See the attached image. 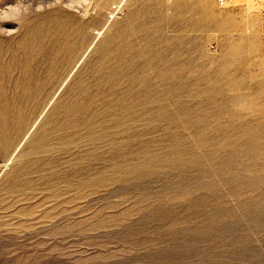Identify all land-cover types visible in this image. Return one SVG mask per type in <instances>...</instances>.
I'll return each instance as SVG.
<instances>
[{
	"label": "rangeland",
	"instance_id": "rangeland-1",
	"mask_svg": "<svg viewBox=\"0 0 264 264\" xmlns=\"http://www.w3.org/2000/svg\"><path fill=\"white\" fill-rule=\"evenodd\" d=\"M0 8V264H264V0Z\"/></svg>",
	"mask_w": 264,
	"mask_h": 264
},
{
	"label": "bare ground",
	"instance_id": "bare-ground-1",
	"mask_svg": "<svg viewBox=\"0 0 264 264\" xmlns=\"http://www.w3.org/2000/svg\"><path fill=\"white\" fill-rule=\"evenodd\" d=\"M18 1H19V0H18ZM12 4H13V3H12ZM15 4H16V2H15ZM16 5H17V4H16ZM3 6H4V5H3ZM7 6H8V4H7ZM9 7H10V6H9ZM2 8H3V7H2ZM11 8H12V7H11ZM17 8H19V7H17ZM6 9H7V8H6ZM19 9H20V8H19ZM19 9H17V10H19ZM0 10H1V8H0ZM2 10H3V9H2ZM11 10H13V9H11ZM6 11H7V10H6ZM8 11H9V8H8ZM8 11H7V13H8ZM21 11H22V10H21ZM21 11H20V12H21ZM11 12H12V11H11ZM13 12H15V11H13ZM15 13H16V12H15ZM0 14H1V13H0ZM13 14H14V13H13ZM16 14H17V13H16ZM23 14H24V13H23ZM8 15H10V14H8ZM10 16H11V15H10ZM15 16H16V15H14V17H15ZM3 17H4V16H2V19H1V17H0V21H4L5 17H7V16H5L4 18H3ZM56 18H57V17H56ZM6 24H7V23H6ZM51 24H52V23H51ZM128 24H129V23H128ZM66 25H67V24H66ZM1 28H2V27H1ZM56 28H57V27H56ZM76 28H77V27H76ZM56 30H57V29H56ZM135 30H136V29H135ZM38 31L40 32V30H38ZM81 31H82V30H81ZM33 32H34V30H33ZM60 32H61V31H60ZM63 32H64V31H63ZM37 33H38V32H37ZM31 35H33V34H31ZM34 35H36V34H34ZM36 36H37V35H36ZM33 37H34V36H33ZM20 40H21V39H20ZM2 41H3V40H2ZM24 42H25V41H24ZM51 42H52V41H51ZM1 43H2V42H1ZM4 43H5V42H4ZM62 43H63V42H62ZM24 44H25V43H24ZM35 44H36V43H35ZM36 46H38V45H36ZM40 47H41V46H40ZM45 47H46V46H45ZM58 47H59V46H58ZM30 48H31V47H30ZM49 48H50V47H49ZM68 48H69V47H68ZM1 49H2V48H1ZM63 49H64V48H63ZM8 50H9V49H8ZM8 50H7V52H9ZM56 50H57V49H56ZM13 51H14V50H13ZM40 51H41V50H40ZM42 51H43V50H42ZM3 53H4V52H3ZM20 53H21V52H20ZM45 53H46V52H45ZM72 53H73V52H72ZM0 54H1V53H0ZM24 54H25V53H24ZM5 55H6V54H5ZM29 55H31V54H29ZM43 55H44V54H43ZM54 55H56V54H54ZM11 56H12V55H11ZM15 56H16V55H15ZM5 57H6V56H5ZM7 57H8V55H7ZM7 57H6V58H7ZM25 57H26V56H25ZM25 57H24V58H25ZM28 57L30 58V56H28ZM31 57H32V56H31ZM39 57H40V56H39ZM52 57H53V56H52ZM6 58H4V59H6ZM15 58H16V57H15ZM34 58H35V57H34ZM40 58H41V57H40ZM4 59H3V60H4ZM22 59H23V58H22ZM36 59H38L37 56H36ZM36 59H35V60H36ZM0 60H1V61H0V71H1V72H2V70H4L3 67H5L6 69H8V67H9L8 65H11V64H12V62H11V64L8 63V62H7L8 60H7L6 62L2 61V57H1V56H0ZM13 60H15V59L13 58ZM13 60H12V61H13ZM23 60H24V59H23ZM30 60H31V58H30ZM33 60H34V59H33ZM33 60H32V61H33ZM39 60H40V59H39ZM42 60H43V58H42ZM19 61H22V60H19ZM25 61H26V60H25ZM33 62H34V61H33ZM36 62H37V61H36ZM22 63H23V62H22ZM29 63H30V62H29ZM34 63H35V62H34ZM23 64H24V63H23ZM25 64H26V62H25ZM30 64H31V63H30ZM35 64H36V63H35ZM39 64H40V63L37 64V65H38V68L40 67ZM15 65H16V64H15ZM19 65H20V63H19ZM21 65H22V64H21ZM41 65H42V64H41ZM12 66H14V65H12ZM17 66H18V65H17ZM31 66L33 67L34 65L32 64ZM31 66H30V67H31ZM50 66H51V65H50ZM20 67H22V66H20ZM20 67L18 66L19 71H20V69H21ZM26 67H28V66H26ZM15 68H16V67H15ZM38 68H37V70H38ZM1 69H2V70H1ZM23 69H24V66H23ZM29 69H32V68H29ZM33 69H34V68H33ZM9 70H10V69H9ZM12 70L14 71V67H13ZM17 70H18V69H17ZM17 70H15V71L17 72ZM53 70H54V69H53ZM5 71H6V70H5ZM15 71H14L13 73H15ZM22 71H23V70H22ZM32 71H33V70H32ZM6 72H7V71H6ZM35 72H36V71H35ZM35 72H33V73H35ZM120 72H121V71H120ZM11 73H12V72H11ZM21 73H22V72H21ZM108 73H109V72H108ZM123 73H124V72H123ZM140 73H141V72H140ZM146 73H147V72H146ZM150 73H151V72H150ZM16 74H17V73H15V75H16ZM19 74H20V73H19ZM27 74H28V73H27ZM109 74H110V73H109ZM135 74H136V73H135ZM167 74H168V73H167ZM5 75H6V74H5ZM7 75H8V74H7ZM10 75H11V74H10ZM17 75H18V74H17ZM17 75H16V76H17ZM20 75H21V74H20ZM118 75H119V74H118ZM149 75H150V74H149ZM153 75H155V74H153ZM155 76H156V75H155ZM0 77H1V76H0ZM3 77H4V75H3ZM10 77H12V76H10ZM163 77H164V76H163ZM172 77H173V76H172ZM12 78H13V77H12ZM115 78H116V76H115ZM157 78H158V77H157ZM5 79H6V77H5ZM8 79H9V76H8ZM14 79H16L15 76H14V78H13V81H14ZM20 79H21V78H20ZM116 79H117V78H116ZM174 79H175V78H174ZM2 80H4V79H2ZM17 80H18V79H17ZM21 80H22V79H21ZM120 80H121V79H120ZM130 80H131V79H130ZM11 81H12V80H10V82H11ZM13 81H12V83H13ZM149 81H150V80H149ZM151 81H152V79H151ZM171 81H172V80H171ZM17 82H18V81H17ZM20 82H21V81H20ZM24 82H25V81H24ZM152 82H153V81H152ZM1 83H2V82H1ZM18 83H19V82H18ZM22 83H23V82H22ZM22 83H21V84H22ZM138 83H139V82H138ZM2 84H3V83H2ZM4 84H5V83H4ZM7 84H8V83H7ZM9 84H10V83H9ZM0 85H1V84H0ZM10 85H11V84H10ZM10 85H9V86H10ZM14 85H15V84H14ZM18 85H19V84H18ZM18 85H17V86H18ZM25 85H27V84H25ZM178 85H179V84H178ZM2 86H3V85H2ZM29 86H30V85H29ZM29 86H28V87H29ZM32 86H33V84H32ZM32 86H30L29 88L31 89ZM112 86H113V85H112ZM115 86H116V85H115ZM164 86H165V85H164ZM15 87H16V86H15ZM19 87H20V86H19ZM19 87H18V88H19ZM28 87H27V89H29ZM37 87H38V86H37ZM152 87H153V86H152ZM166 87H167V86H166ZM4 88H5V87H4ZM11 88H12V87H11ZM11 88H10V90H13V89H11ZM18 88H17V89H18ZM22 88H24V87H22ZM25 88H26V87H25ZM25 88H24V89H25ZM0 89L2 90V88H0ZM36 89H37V88H36ZM8 90H9V89H8ZM18 90H19V89H18ZM25 90H26V89H25ZM31 90H35V87H34V89L32 88ZM3 91H4V89H3ZM5 91H6V90H5ZM28 91H29V90H28ZM1 92H2V91H1ZM10 92H11V91H10ZM12 92H13V91H12ZM16 92H17V91H16ZM29 92H30V91H29ZM29 92H28V93H29ZM34 92H35V91H34ZM34 92H32V93H34ZM4 93H7V92H4ZM4 93H3V94H4ZM17 93H18V92H17ZM32 93L30 92L31 95H32ZM145 93H146V92H145ZM3 94L0 93V96L3 95ZM7 94H8V93H7ZM10 94H11V93H10ZM22 94H24V92H23ZM26 94H27V93H26ZM12 95H13V94H12ZM17 95H18V94H17ZM137 95H138V94H137ZM5 96H6V95H5ZM5 96H4V98H6ZM18 96H19V95H18ZM18 96L15 95L16 99H17ZM27 96H28V95H27ZM32 96H33V95H32ZM7 97H8V96H7ZM12 97H13V96H12ZM24 97L26 98V96H24ZM24 97H23V98H24ZM28 97H29V96H28ZM144 97H145V96H144ZM8 98H10V97H8ZM19 98H21V97H18V99H19ZM25 98H24V99H25ZM30 98H31V97H30ZM127 98H128V97H127ZM149 98H150V96H149ZM1 99H2V98H1ZM11 99H12V98H11ZM11 99H10V100H11ZM14 99H15V98H14ZM28 99H29V98H28ZM28 99H27V100H28ZM32 99H33V98H32ZM76 99H77V98H76ZM158 99H159V98H158ZM183 99H184V98H183ZM10 100L8 99L7 101H10ZM169 100H170V99H169ZM12 101H13V100H12ZM21 101H22V100H21ZM101 101H102V100H101ZM132 101H133V100H132ZM140 101H141V100H140ZM15 102H16V101H15ZM32 102H33V101H32ZM144 102H145V101H144ZM4 103H5V102H4ZM7 103H8V102H7ZM9 103L11 104V101H10ZM12 103H13V102H12ZM132 103H133V102H132ZM162 103H163V102H162ZM182 103H183V102H182ZM17 104H18V102H17ZM86 104H87V103H86ZM115 104H116V103H115ZM127 104H128V103H127ZM92 105H93V104H92ZM154 105H155V104H154ZM6 106H7V105H6ZM6 106H5V108L7 109ZM12 106H14V105L12 104ZM0 107H4V105H3V106H0ZM94 108H95V107H94ZM150 108H151V107H150ZM123 110H124V109H123ZM166 110H167V109H166ZM7 111H8V109H7ZM7 111H6V112H7ZM9 111H10V110H9ZM121 111H122V110H121ZM4 113H5V111H4ZM8 113H9V112H8ZM11 113H12V112H11ZM19 113H20V112H19ZM123 113H124V112H123ZM126 113H127V112H126ZM8 115H11V114H8ZM24 115H25V114H24ZM121 115H122V114H121ZM136 115H137V114H136ZM5 116H6V115H5ZM130 116H131V115H130ZM162 116H163V115H162ZM3 117H4V116H3ZM9 117H10V116H9ZM120 117H121V116H120ZM7 118H8V117H7ZM12 118H13V117H12ZM8 119H9V118H8ZM113 121H114V119H113ZM119 121H120V120H119ZM118 123H119V122H118ZM120 123H121V122H120ZM112 125H113V124H112ZM121 125H122V124H121ZM122 126H123V125H122ZM115 131H116V130H115ZM5 147H6V146H5ZM7 147H8V146H7Z\"/></svg>",
	"mask_w": 264,
	"mask_h": 264
},
{
	"label": "clouds",
	"instance_id": "clouds-1",
	"mask_svg": "<svg viewBox=\"0 0 264 264\" xmlns=\"http://www.w3.org/2000/svg\"><path fill=\"white\" fill-rule=\"evenodd\" d=\"M9 22H11V21H9ZM6 31H8V30H0V34H4V32H6Z\"/></svg>",
	"mask_w": 264,
	"mask_h": 264
},
{
	"label": "built area",
	"instance_id": "built-area-1",
	"mask_svg": "<svg viewBox=\"0 0 264 264\" xmlns=\"http://www.w3.org/2000/svg\"><path fill=\"white\" fill-rule=\"evenodd\" d=\"M221 1V0H220ZM109 17H112V15H110Z\"/></svg>",
	"mask_w": 264,
	"mask_h": 264
}]
</instances>
